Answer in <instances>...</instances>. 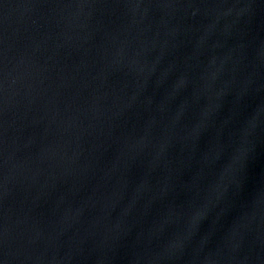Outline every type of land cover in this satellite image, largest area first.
Segmentation results:
<instances>
[{"label":"water","instance_id":"1","mask_svg":"<svg viewBox=\"0 0 264 264\" xmlns=\"http://www.w3.org/2000/svg\"><path fill=\"white\" fill-rule=\"evenodd\" d=\"M0 264H264V0H0Z\"/></svg>","mask_w":264,"mask_h":264}]
</instances>
